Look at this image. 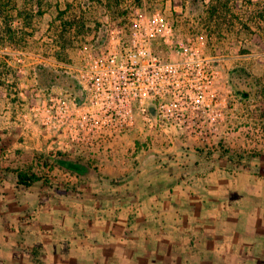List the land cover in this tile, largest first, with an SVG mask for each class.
<instances>
[{"label":"crops","instance_id":"1","mask_svg":"<svg viewBox=\"0 0 264 264\" xmlns=\"http://www.w3.org/2000/svg\"><path fill=\"white\" fill-rule=\"evenodd\" d=\"M135 120L88 161L52 156L82 183L76 196L43 179L17 186L12 169L43 168L50 149L37 122L0 112V264H264V176L203 172L167 130L153 140Z\"/></svg>","mask_w":264,"mask_h":264},{"label":"rangeland","instance_id":"2","mask_svg":"<svg viewBox=\"0 0 264 264\" xmlns=\"http://www.w3.org/2000/svg\"><path fill=\"white\" fill-rule=\"evenodd\" d=\"M102 1L111 7L104 6ZM209 1L34 0L33 3H40L42 15L34 18L23 34L18 33L14 39L15 47L2 39L0 30V112L21 114L26 123L29 119L37 122L43 129L42 138L47 141L50 150L47 155L41 153L38 156L44 161L43 168L28 162L12 171L36 174L44 180L43 184L60 195L70 192L78 196L81 193L78 187L82 183L72 178L74 174L61 170L52 161L60 157L87 160L92 154L90 149L107 148V143L117 136L89 147L76 145L70 137L67 139L55 130L47 129L45 103L49 96L60 100L68 95L75 101L81 97L73 75L55 61L80 65L82 56L78 49L98 46L97 39H86L93 30L100 28V43L108 23L118 17L131 16L134 9L139 8L143 16L160 13L181 39L193 38L194 47L211 60L213 90L225 102L223 120L214 125V133L186 135L167 128V146L186 145L192 152L184 159L207 162L203 172L225 167L229 172L264 176V0H229L227 11L232 18L219 22L218 26L206 17L205 6ZM57 10H65L63 20L72 23L65 33L66 47L63 52L59 45L64 40L58 37L61 24L54 20ZM10 19L13 20V29L20 31L23 28L18 15L13 14ZM79 21L88 28L78 31ZM153 50L163 59L179 58L176 51L160 39L153 42ZM57 53H60L61 59L56 58ZM243 92L249 93V96L244 97ZM140 128L149 133L143 125ZM150 135L148 139L151 137L154 140L155 133ZM178 157L174 152H167L165 160L175 161ZM188 170L187 167L183 171ZM95 171L96 168L87 169L86 176Z\"/></svg>","mask_w":264,"mask_h":264},{"label":"built area","instance_id":"3","mask_svg":"<svg viewBox=\"0 0 264 264\" xmlns=\"http://www.w3.org/2000/svg\"><path fill=\"white\" fill-rule=\"evenodd\" d=\"M100 34L97 28L86 37L97 39V47L78 49L80 65L55 61L73 75L81 97L47 98L49 131L89 147L132 130L137 116L149 133L167 128L186 135L215 132L225 102L213 90L211 60L194 47L193 38L181 39L160 13L143 16L139 8L108 23L99 43ZM156 39L179 58L157 55Z\"/></svg>","mask_w":264,"mask_h":264},{"label":"trees","instance_id":"4","mask_svg":"<svg viewBox=\"0 0 264 264\" xmlns=\"http://www.w3.org/2000/svg\"><path fill=\"white\" fill-rule=\"evenodd\" d=\"M191 1L195 3L196 0ZM33 2L34 0H0V30L2 32V39L5 38L9 46L15 47L16 42H14V39L17 37L18 33L23 34L24 30L32 25L34 18L42 15L40 3ZM229 2V0H210L206 3V17L208 21L210 23L214 22L216 23V26H218L219 22L226 21L228 18L231 19L232 15L227 11ZM116 6H118L117 3ZM13 14L18 15L19 19L22 20L23 28H21L20 31H17L12 27L13 20L10 19V17H12ZM64 14L65 10H57L56 21H60L61 24L58 37L60 40H64V42L59 45L61 52H63L66 47L65 33L67 32L68 27L72 26V23L63 20ZM78 23L80 24L77 27L78 31L84 29L83 22L79 21ZM56 58L61 59L60 53L56 54ZM242 94L246 98L249 96V93L243 92ZM60 163L64 167L71 168L74 171L77 170V167L73 166L70 162L65 161ZM15 173L17 177V186L28 187L40 180V177L34 173H27L18 170H16Z\"/></svg>","mask_w":264,"mask_h":264}]
</instances>
